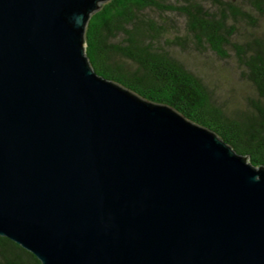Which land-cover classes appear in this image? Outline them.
Here are the masks:
<instances>
[{
	"label": "water",
	"instance_id": "1",
	"mask_svg": "<svg viewBox=\"0 0 264 264\" xmlns=\"http://www.w3.org/2000/svg\"><path fill=\"white\" fill-rule=\"evenodd\" d=\"M110 0H0V237L41 264H264V166L97 75Z\"/></svg>",
	"mask_w": 264,
	"mask_h": 264
},
{
	"label": "trees",
	"instance_id": "2",
	"mask_svg": "<svg viewBox=\"0 0 264 264\" xmlns=\"http://www.w3.org/2000/svg\"><path fill=\"white\" fill-rule=\"evenodd\" d=\"M85 40L97 75L172 107L264 166V0H110L91 16ZM177 48L233 56L250 90L245 108L228 110ZM0 264L41 262L0 237Z\"/></svg>",
	"mask_w": 264,
	"mask_h": 264
},
{
	"label": "rangeland",
	"instance_id": "3",
	"mask_svg": "<svg viewBox=\"0 0 264 264\" xmlns=\"http://www.w3.org/2000/svg\"><path fill=\"white\" fill-rule=\"evenodd\" d=\"M178 25L182 24L178 18ZM177 57L190 66L214 93L218 101L228 100L227 109H244L245 100L250 90L239 77L234 57L223 60L215 56L210 50L198 52L196 50L183 51L176 49Z\"/></svg>",
	"mask_w": 264,
	"mask_h": 264
}]
</instances>
